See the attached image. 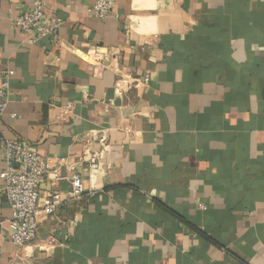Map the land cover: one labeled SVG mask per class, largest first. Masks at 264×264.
<instances>
[{
	"label": "crops",
	"instance_id": "1",
	"mask_svg": "<svg viewBox=\"0 0 264 264\" xmlns=\"http://www.w3.org/2000/svg\"><path fill=\"white\" fill-rule=\"evenodd\" d=\"M33 1L0 0L7 135L73 163L103 154L76 163L82 199L41 186L64 201L41 202L22 247L0 176V264H264V0H117L106 19L93 0H46L64 23L30 43L10 9ZM98 130L106 150L87 143Z\"/></svg>",
	"mask_w": 264,
	"mask_h": 264
},
{
	"label": "built area",
	"instance_id": "2",
	"mask_svg": "<svg viewBox=\"0 0 264 264\" xmlns=\"http://www.w3.org/2000/svg\"><path fill=\"white\" fill-rule=\"evenodd\" d=\"M116 3L117 0H93L88 10L96 17L106 19L113 13ZM10 13L13 25L30 35V43L44 37H58L64 23L58 15L47 12L46 0H34L29 7L16 13L10 9ZM10 73L8 69L0 72V146L5 156V167L0 176L3 179L2 189L12 208V216L8 221L11 228L9 239L22 247L33 242L38 235L41 202L43 211L51 215L64 201L63 193L58 189H52L41 197V186L48 180L54 185L67 180L71 185L68 198L82 199L86 188L76 163H84L88 170L96 169L101 163L103 151L87 148L73 163L63 157L44 156L26 141L9 137L2 117L7 105V81ZM149 81V74H146L143 83L149 84ZM60 108L63 118H66L72 113L74 103H64ZM86 137L87 143L99 141L105 150L109 147L107 130L87 131ZM202 207L206 208V205L202 204Z\"/></svg>",
	"mask_w": 264,
	"mask_h": 264
}]
</instances>
